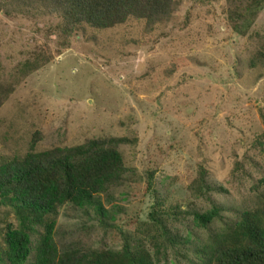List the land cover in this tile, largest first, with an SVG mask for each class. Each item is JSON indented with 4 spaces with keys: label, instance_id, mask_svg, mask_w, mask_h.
<instances>
[{
    "label": "rangeland",
    "instance_id": "374dc122",
    "mask_svg": "<svg viewBox=\"0 0 264 264\" xmlns=\"http://www.w3.org/2000/svg\"><path fill=\"white\" fill-rule=\"evenodd\" d=\"M247 1L174 0L165 22L149 26L131 18L108 29L84 26L68 48L60 46L54 17L7 19L0 12V77L14 84L0 107V164L31 150L128 140L119 147L122 181L95 198L105 214L94 206L57 213L59 250L120 253L141 239L153 253L144 237L157 200L180 245L161 246L154 260L187 264L183 256L193 258L224 224L262 207L264 5L244 35L232 29L235 11ZM38 55L49 63L17 77L19 65ZM201 169L212 189L205 197L195 191ZM214 205L221 220L198 228L194 213ZM8 224L17 225L0 202V249Z\"/></svg>",
    "mask_w": 264,
    "mask_h": 264
},
{
    "label": "trees",
    "instance_id": "16d2710c",
    "mask_svg": "<svg viewBox=\"0 0 264 264\" xmlns=\"http://www.w3.org/2000/svg\"><path fill=\"white\" fill-rule=\"evenodd\" d=\"M263 5L264 0H248L241 6L242 11L236 10L233 31L244 35ZM174 7V0H0V12L7 19L54 17L53 30L65 48L84 26L108 29L131 18L152 26L167 21ZM49 61L41 55L34 62L27 59L19 65L16 76L22 80ZM13 91V82L0 77V107ZM36 136L33 143L37 142ZM126 143V138L94 139L74 147L31 150L24 157L1 163L0 202L11 209L17 223L16 228L8 224L3 230L0 254L5 264H27L32 253V264H156L154 255L161 246L180 245L167 226L168 211L155 200L148 215V236L144 237L156 248L153 253L141 239L120 253L85 248L59 250L54 233L57 213L66 206H94L105 214L95 198L106 187L122 181L124 164L119 147ZM205 177L201 169L195 188L200 197L212 191ZM261 206L244 211L236 222L224 224V229L211 235L209 243L192 252L193 258L184 255L187 264H264V203ZM221 213L222 209L214 205L203 214L194 213L193 222L207 229L221 220Z\"/></svg>",
    "mask_w": 264,
    "mask_h": 264
}]
</instances>
